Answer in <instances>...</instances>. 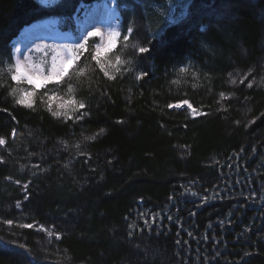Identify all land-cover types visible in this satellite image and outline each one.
<instances>
[{
    "label": "trees",
    "instance_id": "obj_1",
    "mask_svg": "<svg viewBox=\"0 0 264 264\" xmlns=\"http://www.w3.org/2000/svg\"><path fill=\"white\" fill-rule=\"evenodd\" d=\"M182 1L180 22L148 13L158 39L137 73L110 79L82 56L87 115L65 121L40 99L20 105L8 72L12 39L48 14L0 0V264H264V0ZM221 4L230 18L210 15ZM191 190L218 197L178 210L195 218L188 232L151 234L149 212L177 218Z\"/></svg>",
    "mask_w": 264,
    "mask_h": 264
},
{
    "label": "rangeland",
    "instance_id": "obj_2",
    "mask_svg": "<svg viewBox=\"0 0 264 264\" xmlns=\"http://www.w3.org/2000/svg\"><path fill=\"white\" fill-rule=\"evenodd\" d=\"M36 1L47 14L53 13L54 15L25 26L12 40V68L8 69V72L11 71L10 77L12 78V76L16 74L15 65L17 60L26 65L30 64L33 67H38L43 76L49 75L52 71L54 57L57 56V53L67 56L68 46H72L73 49L77 50L80 59L69 69V73L65 77L48 81L40 79L38 81V87L36 84H29L25 78H22L20 81L12 79L15 84V91H13V94L18 102L27 92H33L32 97L28 98L32 106L37 99H40V101L47 106L48 110L49 107H51L52 111L61 112L62 114L60 116L55 117L65 121L81 120L82 118H78L81 114L83 117H86L87 112L85 108L81 109L79 112H75L71 107L58 108L54 104H47L46 101L50 96H59L64 99L71 97L77 102H82L77 96L75 81L78 77L86 73L85 67L89 64L87 60L88 62L85 61L84 64L81 66L79 65L83 55L89 58L92 57V55L95 54L96 45L101 43L102 39L104 42H107V37L110 32H117L119 35L116 39V47L108 52L102 53L100 58L101 62L105 65V71L108 73L106 76L110 79H115L117 77H125L129 74H134L135 72L137 73L141 65V63H139L140 61L135 58V56L137 57L140 54L139 48L147 46V44L145 45L144 43L146 40L153 41L154 39H158V32H156L157 34L151 33L148 29L147 16L150 10L156 11L157 19L160 18L162 22L171 25L180 22L183 18L188 16L192 5L191 3L186 4V1L184 2L182 0H162L160 4H153V7L149 5L147 9V0H96L89 5L79 3V5L75 7H73L70 1L66 2L67 0ZM231 10L229 5L221 4L216 8L212 7L209 12L213 18L222 20L231 17ZM58 13H67L71 15L68 22L72 24L74 32H61L58 28L59 23L61 21L65 24L67 18L66 16H58ZM95 16L97 17L93 20ZM88 21L90 22L89 24H87ZM96 29H100L102 35L88 37V32L95 31ZM155 35L157 36L154 38ZM85 40H87L85 49H76V46L80 43H84ZM94 62L98 68L101 69L100 65L97 64L95 60ZM105 71H103L104 74ZM20 105L28 107L26 104ZM189 105L187 101H182L174 107L176 109H186L192 116L201 114V112L197 111L191 105L189 107ZM52 111L50 112L52 113ZM237 185L238 186L232 187V189L234 188V190H237V187H240L239 182H237ZM240 190H237V193ZM199 193L200 192L195 190H191L190 193L188 191L184 193L181 196V203L184 209H182L178 202L177 208H174L175 213L178 214V210H181L183 213L189 205L197 203V201H201L202 199L207 202L206 205L215 202L214 198H216L217 195L213 194L211 190ZM199 210L202 209L199 208ZM149 215L150 218H144L142 222H144L147 228L153 229V231L150 232L151 234L165 232L163 230H168L165 225L168 226L171 224H176L180 231L186 230L188 232L195 224L194 217H190L191 220L186 224L184 222H178V218L184 220L185 217L181 216L179 213L177 218H174L175 214L171 208L165 211L155 210L153 213L149 212ZM187 217H189V215ZM37 228L47 235L51 232L52 235H48L50 238L55 236L53 229H47L42 225ZM191 235L192 234L189 233L188 237L190 239L192 238Z\"/></svg>",
    "mask_w": 264,
    "mask_h": 264
},
{
    "label": "snow or ice",
    "instance_id": "obj_3",
    "mask_svg": "<svg viewBox=\"0 0 264 264\" xmlns=\"http://www.w3.org/2000/svg\"><path fill=\"white\" fill-rule=\"evenodd\" d=\"M130 31V30H129ZM88 37H97L101 36L100 29H96L95 31L88 32ZM119 33L117 32H110L107 37V42H104V40H101V43L96 45L95 48V54L92 55V59L97 62V64L100 65V68L102 71H105V65L101 62V55L102 53L108 52L111 49L116 47V39ZM87 43V40H85L84 43H80L76 46V49L78 50H84L85 44ZM148 51L145 47H140L139 52L140 53H146ZM80 59V56L77 53V50L73 49L72 46H68V55L64 56L60 53H57V56L53 59V65H52V71L47 76H43L41 70L38 67H33L30 64H24L23 62L17 60V63L15 65V71L16 74L12 76L13 80L20 81L22 78H25L29 84H36L37 87L39 86L38 81L40 79L44 81L53 80V79H62L69 73V69ZM181 71H184V69H181ZM107 71H105V75H107ZM15 91V90H14ZM23 91V90H21ZM71 91V89H70ZM33 92H27L25 96L32 97ZM24 96V97H25ZM24 97H21L20 100H18V103L20 104H26L29 108L32 107V103L29 99H24ZM71 107L73 111L79 112L81 109L85 108V104L83 102H77L73 98L69 97L63 106V108ZM190 107V105H189ZM49 110L52 111L51 107H49ZM62 113L59 111H52L53 116H60ZM83 118V115L81 114L80 117ZM101 132L104 130L101 129ZM87 140L95 139L94 136L85 137ZM5 140L0 138V145H4ZM9 224L12 223V221H8ZM21 227H32L30 224H22ZM49 236L52 235L51 232L48 233ZM57 238H59L57 236Z\"/></svg>",
    "mask_w": 264,
    "mask_h": 264
},
{
    "label": "clouds",
    "instance_id": "obj_4",
    "mask_svg": "<svg viewBox=\"0 0 264 264\" xmlns=\"http://www.w3.org/2000/svg\"><path fill=\"white\" fill-rule=\"evenodd\" d=\"M11 94V93H10ZM28 98H30V97H27V96H25L24 97V99H28ZM67 99H64V98H62V97H59V96H50L49 98H48V100L46 101V103L47 104H49V105H56L58 108H63V106H64V104H65V101H66Z\"/></svg>",
    "mask_w": 264,
    "mask_h": 264
},
{
    "label": "bare ground",
    "instance_id": "obj_5",
    "mask_svg": "<svg viewBox=\"0 0 264 264\" xmlns=\"http://www.w3.org/2000/svg\"><path fill=\"white\" fill-rule=\"evenodd\" d=\"M97 16H95L94 18H93V20L96 18ZM90 22L88 21V23L87 24H89ZM97 23V22H96ZM24 31V30H23Z\"/></svg>",
    "mask_w": 264,
    "mask_h": 264
}]
</instances>
